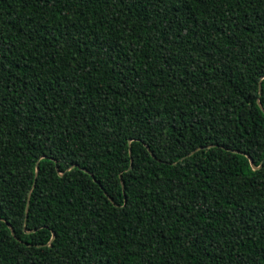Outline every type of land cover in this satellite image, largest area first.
Segmentation results:
<instances>
[{"label":"trees","instance_id":"1","mask_svg":"<svg viewBox=\"0 0 264 264\" xmlns=\"http://www.w3.org/2000/svg\"><path fill=\"white\" fill-rule=\"evenodd\" d=\"M0 264H264V0H0Z\"/></svg>","mask_w":264,"mask_h":264},{"label":"water","instance_id":"2","mask_svg":"<svg viewBox=\"0 0 264 264\" xmlns=\"http://www.w3.org/2000/svg\"><path fill=\"white\" fill-rule=\"evenodd\" d=\"M250 163L253 164L251 159H250Z\"/></svg>","mask_w":264,"mask_h":264}]
</instances>
